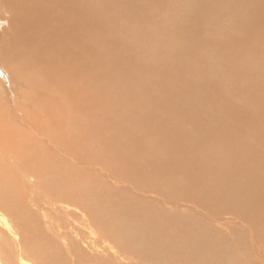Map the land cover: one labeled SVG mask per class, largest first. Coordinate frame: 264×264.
I'll return each instance as SVG.
<instances>
[{
  "label": "bare ground",
  "instance_id": "bare-ground-1",
  "mask_svg": "<svg viewBox=\"0 0 264 264\" xmlns=\"http://www.w3.org/2000/svg\"><path fill=\"white\" fill-rule=\"evenodd\" d=\"M155 1L162 2L164 0ZM169 2H171L169 4L171 8L172 6L177 9L181 7L185 10L186 8L188 11L184 21L187 23L186 26L188 24H196L199 21L204 23L206 15L212 12L217 14L216 11L230 13L233 19L231 24L235 23L238 21L237 17L233 15L236 14L235 8H237L239 13L237 16L244 21L240 27L241 30L247 31V33L244 35L239 34L238 38L243 43H245V40L249 41V178L243 181L242 202L239 203L244 205L243 209H249V264H264V0H169ZM99 4H103L102 1ZM239 4L243 5L244 8L240 9ZM84 8L81 14L79 9H77L76 0H0V19L3 22V27L0 28V74L3 76L0 79V264H69L68 258H71L72 253L77 255V249L74 247H77V245H74L71 249V242L80 235V225L78 224L79 226L77 227L78 222L75 221L78 215L73 210L81 208V206L86 212H83L84 214L91 216L97 225L99 223V226H97L92 221L94 225H91L94 227L96 225L97 229L100 226L107 228V231H105L106 233L108 232L111 242L117 245L122 252L127 250L131 252L133 250L136 252L137 250L143 251V247L159 232V227L163 228L166 226L163 223L160 225V222H156L153 218L147 216L151 214L147 210L143 211V209L127 204L118 205L128 214H138L133 218L124 217L120 219V217H116L114 210H112L114 203L117 204L116 199L107 192L104 183L95 180L93 178L94 174L93 176L90 174V171H92L90 169L94 165L103 168L102 171H104V166H102L104 164L102 163L106 161V156L108 155L107 146L112 144L111 141H118L120 147L119 149L118 147L115 148L118 151L120 149L123 151L129 142H127L126 133L122 134V130L118 136L113 135L111 131L113 130L111 126L114 125L110 118L111 104L108 106L109 92L106 94V90H103L105 87L102 83L105 81L101 83L102 86L98 85L99 83L97 82L99 80L93 81L94 84L97 83L98 86L95 85L96 87L91 83L93 79L90 80V76L92 77L94 74L91 72L90 60L93 57L90 58L91 52L88 43L91 44L92 42L90 12L94 7ZM108 8L109 6L106 5L103 8L101 7V9H97V11L105 15ZM77 10L81 15H79ZM77 17L81 21H77ZM101 17L105 16L101 15ZM93 22L95 23L94 20ZM100 23L102 24V22ZM79 28L86 31L83 37L76 33ZM202 39L204 42H209L210 36L204 34ZM233 45L231 43L230 47ZM96 49L94 48V50ZM224 52L223 50L219 51L221 54ZM103 55L101 54L100 57ZM112 55L115 56V54ZM110 61H105L103 57L102 61H99L100 67L97 71L103 75L105 74V77L109 75L111 79L117 80L120 76L122 78L123 75H120V73L123 69L120 71V67L123 62L120 63L121 66H118V64L116 65ZM165 64L168 65L167 63ZM165 64L161 63L160 65L163 66ZM2 68L3 70H1ZM140 73L139 76L143 77ZM132 75L135 74L132 73ZM138 80L140 81L141 79ZM120 81L122 82V80ZM108 83L110 84L111 81ZM134 87L138 86L134 85ZM160 91L162 92V90ZM122 92L124 91L122 90ZM132 94L134 93L132 92ZM117 97L115 96L116 99ZM162 102L160 101V103ZM160 103L158 104L160 105ZM148 108L150 109V106ZM90 111L94 112L92 117L89 118ZM130 111L122 113L120 119L123 121L125 116V121H127L126 118ZM147 112L150 111L148 110ZM137 113L140 114V112ZM79 114H81V117L84 116L82 125L77 123V118H80ZM134 114L135 116L137 115L135 112ZM157 118H155L156 121ZM133 120L130 123L132 127L138 121ZM142 121L145 122L144 118ZM139 123L142 124L140 118ZM172 124L175 125L174 123ZM159 125L157 124L156 127H159ZM136 126L138 127V125ZM139 127L141 128V126ZM136 128H133L135 133ZM131 130L132 128H129L130 133L134 135ZM144 130L142 131L144 132ZM142 131L139 132L141 133ZM138 134L137 136H139ZM156 134L159 135L158 132ZM42 135L47 138L46 141L43 140ZM132 135L130 134V141L133 139ZM145 136L143 137L145 138ZM204 137L202 136V140ZM242 139L215 141L214 143L211 142V147L205 145L201 148L200 172L198 171V182H200L198 186H201V191L205 189L203 186L205 182L201 176L203 173L201 169L204 167L202 163L208 161L207 163L209 164L214 161L217 164L228 167L224 162L228 158V151H234L235 148H231V145L246 146L245 139ZM154 142L152 143L153 145L155 144ZM139 145L137 148H140L142 143ZM136 146L134 145V148ZM149 147L151 148L152 146ZM150 148L148 149L150 150ZM152 149L154 148L152 147ZM129 150L128 147L122 152L126 156L120 151L119 154L123 157L122 161L128 160L129 163H134L138 157L134 160L133 157L136 154L129 153ZM111 151L113 152V150ZM118 151L115 153L117 154ZM143 151L139 152L144 153ZM139 152L137 153L139 154ZM141 155L144 156V154L140 153ZM172 155L170 154V157ZM154 157L156 158V155ZM159 157L160 159L161 157L164 158L166 154L163 157L162 153ZM167 157V159L164 158V162L170 159L169 156ZM144 159L142 158L141 160L146 163V158ZM165 163L166 165L169 163L168 167L170 165L172 167L174 162L171 164L170 162ZM149 166L145 167L149 168ZM175 166L177 165L174 164ZM137 167L136 170L130 171L132 173L137 171L141 173V170ZM150 168H145V170L150 171ZM166 170L165 172H167ZM218 170L219 167L216 173ZM97 171H101V169ZM97 171H94L96 175L102 172L99 173ZM126 171L128 170L126 169ZM148 174L152 175L151 171ZM102 175L104 179L107 176L105 172ZM135 175L138 176L137 173ZM99 176L101 177V175ZM150 180L152 181V179ZM194 183L193 186L196 185ZM235 204L238 207L237 201ZM78 211L82 210L78 209ZM116 212L118 214V210ZM66 227H69L75 235L78 234L75 238H72V241L70 239V243L67 241L69 229L66 230ZM99 229L102 230L101 227ZM185 230L187 231L189 228L186 227ZM69 232L71 231L69 230ZM90 239H87L84 235L83 240H81L85 243L83 251L86 253L89 251L96 252L94 255L103 258L105 264H124L125 260H116L110 253L112 251V247H109L110 245L108 246L109 248L103 247L99 250L97 244L92 241L93 239ZM57 240L60 242L57 243ZM58 244H60L63 251L60 250L61 248L59 249ZM83 255L77 257L79 261L84 258ZM86 264H91L90 259ZM207 264L238 263L237 260H233L230 263H222L217 259V256L211 255Z\"/></svg>",
  "mask_w": 264,
  "mask_h": 264
},
{
  "label": "rangeland",
  "instance_id": "rangeland-1",
  "mask_svg": "<svg viewBox=\"0 0 264 264\" xmlns=\"http://www.w3.org/2000/svg\"><path fill=\"white\" fill-rule=\"evenodd\" d=\"M100 1L103 4H99ZM105 1L89 0L88 2V0H76L77 9H79L81 14L83 9H85L84 7H94V11L91 9L90 12L92 39H89H91L92 45L88 43L90 52L94 55L90 53V58L93 57L90 60V67H92L91 72L94 74L91 77L89 71L90 80L93 79L91 83L94 87H96L97 83L101 85L105 81L102 83L105 87L103 90H106V94L109 92L108 106L111 104L110 118L114 125L111 126L114 132L110 128L109 130L112 131L113 135L117 136L121 134V130L123 131L122 134L126 133L127 142H129L126 145L130 149L128 152L136 154L133 157L134 160L136 157H138L137 159L146 158V163L141 159H136L134 163H129L128 160L122 161L123 157L119 154V151L122 153L128 147L125 146L123 151L121 149L118 151L120 145L118 141L113 140L111 141L112 144H108L107 146L108 155L106 156V164H100L104 166V171H102L103 168L94 165L95 167L92 166L93 168L90 170L93 171L96 168L94 171L101 169L102 172L97 171L101 173H97L98 175H96V172L90 171V174L92 176L94 174L93 178L95 180L104 183L107 192L116 199L117 204L114 203L112 207L116 217H120V219L124 217L133 218L138 214H128L118 205L127 204L143 209V211L147 210L151 213L147 216L153 218L156 222H160V225L163 223L166 226L162 224L164 227L160 228L161 226L159 225V232L143 247V251L137 250L136 252L133 250L131 252L127 250L122 252L117 245L111 242L107 234L108 232L106 233L107 228L100 226L102 230L99 229L100 227L97 229L99 223L97 225L91 216L84 214L83 212L85 211L81 206L78 209L82 211H78V209L73 210L78 215L75 221L78 222L77 227L80 225V235H75L69 227H66V230L69 229L72 232L66 231L68 243L78 235L77 239L75 238L71 242V249L74 245H77V247L74 246L77 249V255L72 253L71 258H68L69 264H86L89 259L91 264H105L103 258L94 255L96 252L93 253L91 251V253L89 251L86 253L83 251L85 243L81 240H83L84 235L87 239H93L92 241L97 244L99 250L103 247H112L110 253L116 260H125L124 264H207L211 255L217 256V259L222 263H230L233 260H237L238 264H249V209H243L244 205L239 203L242 202L243 181L249 178V41L244 39L245 43H243L238 38L239 34L244 35L247 31L241 30L240 25L244 21L240 20L237 16L239 15L237 8L234 10L236 14H233L238 20L235 23L231 24L233 19L230 13L216 11L217 14L215 12L207 14L204 23L199 21L196 24H188L186 26L187 23L184 21L185 16L188 15V11L186 8L185 10L181 7L177 9L173 6L172 11L169 0H159L162 2L155 0ZM106 5L109 8L105 12V15L97 11V9H101V7L103 8ZM239 8L243 9L244 7L239 4ZM80 13L79 15H81ZM101 15L105 17H101ZM96 18L99 19L97 20ZM76 20L81 21L78 17ZM2 27L3 22L1 21L0 28ZM85 32L82 28L76 30V33L81 37L84 36ZM204 34L210 36L209 42H204L202 39ZM231 43L234 44L232 47H230ZM93 47L97 48V52ZM220 49L225 52L219 53ZM101 54H104L101 56L102 58L100 57ZM112 54H115V56ZM103 57L105 61H112L114 59L115 61L113 60L112 62L116 65L118 64V66H121L120 63L123 62L121 63L123 65L120 67V71L123 69L120 73V75H123V79L120 76L117 81L111 79L109 75V77H105V74L103 75L97 71L100 67L99 61H102ZM122 57L123 59L121 60ZM161 63H167L168 65L162 66L160 65ZM143 71H145L144 74ZM132 73L135 75H132ZM139 73L143 77L139 76ZM138 76L139 78H137ZM0 77V79L3 78L1 74ZM138 79L141 80L139 81ZM98 80L99 82L94 84ZM107 81H111V83L109 84ZM106 82L107 84H105ZM134 85L138 87L135 88ZM138 90L139 92H137ZM158 100L159 102H157ZM160 101L165 103L162 104L163 102L160 103ZM149 106L151 110L148 108ZM147 109L150 112H147ZM128 110H131L126 118L129 123L125 121V116L123 121L120 119V115ZM136 111L140 112V114ZM93 112L90 111L89 118L92 117ZM134 112L138 116H135ZM78 116L80 118H77V123L82 125V118L84 119V116L81 117V114ZM142 116L145 122L142 121ZM139 118L142 124L139 123ZM155 118L159 121L158 123ZM132 120H138L135 123L138 127L136 125L131 126ZM177 121L181 123H177ZM157 124H160L159 127H156ZM129 128H132L131 131L134 135L130 133ZM133 128H136V133L133 131ZM139 131L142 132L140 133ZM157 132L159 135L156 134ZM130 134L133 137L131 141ZM144 135H146L145 138L143 137ZM202 136L209 138L206 139L207 137H204L202 140ZM42 138L45 141L47 140L44 135H42ZM235 138L245 139L248 145H231V148L235 149L234 151H228V158L224 161L228 167L217 164L214 161L209 164L207 163L208 161L202 163L204 167L201 169L203 171L201 176L205 182L203 185L205 189L201 191V186H198V183H200L198 182V177L201 163V148L205 145L211 147L215 141H229ZM148 141L149 144L155 141V144L149 145ZM204 141L205 143H203ZM141 143L142 146L137 148ZM134 145H137L136 148H134ZM149 146H152L154 149ZM117 147L118 149H115ZM111 150H113L114 154ZM141 150H145L143 151L144 153L139 152ZM116 151H118L117 154L119 155L115 153ZM160 151L163 153V157L165 154L166 157H170V154H173L170 157L171 160L165 161L167 163L170 162V164L174 162L172 167L171 165L168 167L169 163L166 165L164 162V158L166 157H161L160 159L159 156L162 154ZM140 153L144 154V156H140ZM153 163L154 169L157 168L156 170L153 169ZM129 164L131 165L128 166ZM174 164L177 166L174 167ZM142 165L144 168H142ZM145 166L151 167L150 171L152 175L148 174L150 171L147 169L149 168ZM160 166H165V169ZM136 167L141 170V173L138 171L132 173L133 170H136ZM159 167L160 169H158ZM218 167L219 170L216 173ZM145 168L147 169L145 170ZM142 171L145 173L143 172V174ZM104 172L107 175L105 179L102 175ZM132 174L136 177H132ZM143 175H145V178ZM99 178L102 179L100 180ZM193 183L195 186H193ZM236 201L238 207H236ZM116 210H118V214L120 213L119 215ZM92 221L97 226H92L94 225ZM186 227L189 230L186 231ZM81 231L86 234H82ZM59 242L57 240V243ZM58 247L59 249L61 248L60 244H58ZM60 250L63 251L62 248ZM81 253L84 254V258L79 261L77 257H81ZM118 255L120 256L118 257Z\"/></svg>",
  "mask_w": 264,
  "mask_h": 264
}]
</instances>
